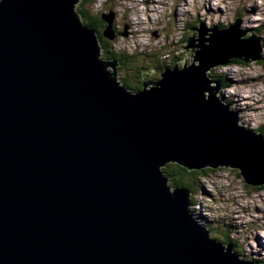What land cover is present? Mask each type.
Instances as JSON below:
<instances>
[{"label":"water","instance_id":"1","mask_svg":"<svg viewBox=\"0 0 264 264\" xmlns=\"http://www.w3.org/2000/svg\"><path fill=\"white\" fill-rule=\"evenodd\" d=\"M80 2H0V264H253L193 217L164 168H230L264 186V134L238 125L209 76L260 61L258 41L239 21L197 28L194 64L134 93Z\"/></svg>","mask_w":264,"mask_h":264},{"label":"rangeland","instance_id":"2","mask_svg":"<svg viewBox=\"0 0 264 264\" xmlns=\"http://www.w3.org/2000/svg\"><path fill=\"white\" fill-rule=\"evenodd\" d=\"M91 13L114 15L117 35L109 45L110 52L133 57L135 65L146 70L144 81L159 79L157 66L171 65L174 58L178 67L193 65L197 49L188 48L189 41L198 36L196 29L201 27L212 31L239 21L241 39L257 40L264 56V0H98ZM185 24L193 25L190 31ZM117 60L116 70L109 67L108 72L117 71L121 80L131 72ZM211 71L228 83L220 84L218 96L230 111L238 113V125L252 131L264 128V66L258 61L248 66L228 63ZM196 181L192 215L213 228L218 223L221 228L229 226L231 238L244 254L264 262V186H247L239 171L230 168L207 169L206 176Z\"/></svg>","mask_w":264,"mask_h":264},{"label":"trees","instance_id":"3","mask_svg":"<svg viewBox=\"0 0 264 264\" xmlns=\"http://www.w3.org/2000/svg\"><path fill=\"white\" fill-rule=\"evenodd\" d=\"M98 0H81V2L77 6V12L81 14V18L83 22L92 27L94 31L99 36V45L102 50V57H104L107 61L113 60L115 63L119 62L117 59L120 60L121 64L125 66V69L130 70L131 73L126 74V78L124 79H118L119 82L126 87L129 91L132 92H138L143 90V82H144V71H146L143 68H138L135 65V60H133L131 56H128L127 54L123 53H116L112 55L110 52V46L111 43H113L112 40L105 37L104 33L108 27V24L103 19V15H93L91 13V10L93 7L97 4ZM193 25L185 24V29L187 31H190V28H192ZM218 30H226L228 27H219L216 26ZM113 29H115L113 27ZM116 30H114L115 32ZM115 32V37H116ZM196 37V36H195ZM250 34L246 35V38H249ZM194 53H196L194 51ZM135 56V55H133ZM178 60L174 58V61L171 65H162L157 66L159 71H164L166 68L173 69L177 65ZM230 64L237 63V64H244L243 61L232 59L229 62ZM130 64V65H129ZM258 64L264 66V56H261V60L258 61ZM178 66V65H177ZM189 66V65H187ZM181 68V67H180ZM129 75V76H128ZM209 76L212 82H218L224 86H226L228 83H226L225 79L222 75H217L213 71L209 72ZM160 79V75L158 76ZM223 101V100H222ZM224 102V101H223ZM225 103V102H224ZM226 104V103H225ZM255 132L264 134V128H258ZM207 169L201 170V171H189L175 163H170L167 165V167L164 168L165 175L169 178V184L172 188H178V189H186L191 194L195 193V190L198 189V181H196V178H201L206 176ZM191 205H194L193 196H190ZM190 207V211H191ZM192 212V211H191ZM193 217L201 223V221H204L201 219L198 215H193ZM205 227L207 231L212 233V237L215 239H218L220 242H222L224 245H230L233 248V253L238 255L240 258L245 259V261H248L253 264H264V262H260L254 257H249L248 255L244 254V251L241 250L233 241L231 238V231L229 226L225 228H221V225L218 223V225H215V228L211 226V223H201ZM223 234L224 238L219 237L218 235Z\"/></svg>","mask_w":264,"mask_h":264},{"label":"bare ground","instance_id":"4","mask_svg":"<svg viewBox=\"0 0 264 264\" xmlns=\"http://www.w3.org/2000/svg\"><path fill=\"white\" fill-rule=\"evenodd\" d=\"M152 2H154V0H152ZM161 9V8H160ZM153 11V10H152ZM139 34V33H138ZM140 35V34H139ZM140 38V37H139ZM228 72H230V71H228ZM228 75H229V73H228ZM157 79V78H156ZM237 101H238V98H237ZM234 104H237L238 105V103L236 102V100L234 101Z\"/></svg>","mask_w":264,"mask_h":264},{"label":"clouds","instance_id":"5","mask_svg":"<svg viewBox=\"0 0 264 264\" xmlns=\"http://www.w3.org/2000/svg\"><path fill=\"white\" fill-rule=\"evenodd\" d=\"M0 2H2V0H0Z\"/></svg>","mask_w":264,"mask_h":264},{"label":"flooded vegetation","instance_id":"6","mask_svg":"<svg viewBox=\"0 0 264 264\" xmlns=\"http://www.w3.org/2000/svg\"><path fill=\"white\" fill-rule=\"evenodd\" d=\"M129 74V73H128ZM129 76V75H128Z\"/></svg>","mask_w":264,"mask_h":264}]
</instances>
